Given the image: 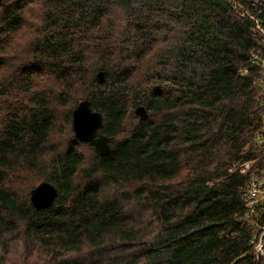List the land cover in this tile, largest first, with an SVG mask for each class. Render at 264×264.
<instances>
[{
  "label": "trees",
  "instance_id": "1",
  "mask_svg": "<svg viewBox=\"0 0 264 264\" xmlns=\"http://www.w3.org/2000/svg\"><path fill=\"white\" fill-rule=\"evenodd\" d=\"M25 3L0 1V33ZM45 3L0 82V259L17 239L35 263L264 264V0ZM84 99L106 155L73 133ZM42 181L58 194L36 209Z\"/></svg>",
  "mask_w": 264,
  "mask_h": 264
},
{
  "label": "clouds",
  "instance_id": "2",
  "mask_svg": "<svg viewBox=\"0 0 264 264\" xmlns=\"http://www.w3.org/2000/svg\"><path fill=\"white\" fill-rule=\"evenodd\" d=\"M45 0H26L21 20L0 33V82L10 80L15 72L33 59L32 46L45 32Z\"/></svg>",
  "mask_w": 264,
  "mask_h": 264
},
{
  "label": "water",
  "instance_id": "3",
  "mask_svg": "<svg viewBox=\"0 0 264 264\" xmlns=\"http://www.w3.org/2000/svg\"><path fill=\"white\" fill-rule=\"evenodd\" d=\"M96 78L99 83H102L104 72L102 70L97 72ZM134 113L142 118L147 115L142 105H138ZM101 127L102 114L97 110H93L87 99L80 101L72 111V129L75 137L80 141L89 142L96 146L100 155H106L110 147L107 136L99 131ZM57 194L58 190L53 183L42 181L30 190L29 198L34 208L44 209L54 203ZM262 246H264V242ZM257 257L259 258L258 251Z\"/></svg>",
  "mask_w": 264,
  "mask_h": 264
},
{
  "label": "rangeland",
  "instance_id": "4",
  "mask_svg": "<svg viewBox=\"0 0 264 264\" xmlns=\"http://www.w3.org/2000/svg\"><path fill=\"white\" fill-rule=\"evenodd\" d=\"M131 32V30H130ZM129 32V33H130ZM159 45L163 44L162 42L158 43ZM1 104H11L13 101L10 97L5 98L3 101L0 100ZM62 120H60L61 123ZM74 133V132H73ZM65 135H67V126L61 128V133L58 136H53L52 140H58L59 138H64ZM75 135V134H74ZM248 165V162H247ZM13 238V237H10ZM11 247L9 249V254L8 258H1L0 259V264H47V262L43 260H38L36 263L29 258L28 260H24L27 262H24L21 256V245L17 239H12L10 241ZM263 241L258 240L257 243L255 244V249L256 252L258 251L259 256H264V246H262ZM262 246V247H261ZM261 247V248H260ZM260 248V249H259ZM262 249V251H261Z\"/></svg>",
  "mask_w": 264,
  "mask_h": 264
},
{
  "label": "bare ground",
  "instance_id": "5",
  "mask_svg": "<svg viewBox=\"0 0 264 264\" xmlns=\"http://www.w3.org/2000/svg\"><path fill=\"white\" fill-rule=\"evenodd\" d=\"M57 36V35H56ZM255 189V187H251L250 188V190H249V194H248V196H249V198H252V203H254V201H256L255 200V197L254 196H252L251 195V191H253ZM254 200V201H253ZM264 234V227L263 228H261V232L259 233V235H258V239L260 240V241H262V235ZM259 255V254H258Z\"/></svg>",
  "mask_w": 264,
  "mask_h": 264
},
{
  "label": "built area",
  "instance_id": "6",
  "mask_svg": "<svg viewBox=\"0 0 264 264\" xmlns=\"http://www.w3.org/2000/svg\"><path fill=\"white\" fill-rule=\"evenodd\" d=\"M243 166H244V167H247V162H244V163H243ZM242 169H243V168H242ZM253 187H255V186H253ZM257 191H258V190H257V188L255 187V189H254L253 191H251V195L255 197ZM262 192H263V194H264V190H262ZM261 251H262V249H261Z\"/></svg>",
  "mask_w": 264,
  "mask_h": 264
}]
</instances>
